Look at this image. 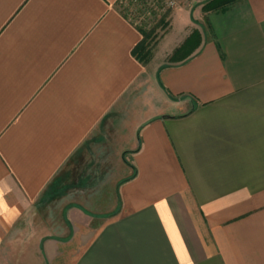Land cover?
I'll return each instance as SVG.
<instances>
[{
    "label": "crops",
    "instance_id": "1",
    "mask_svg": "<svg viewBox=\"0 0 264 264\" xmlns=\"http://www.w3.org/2000/svg\"><path fill=\"white\" fill-rule=\"evenodd\" d=\"M118 1L0 0V264H264V0Z\"/></svg>",
    "mask_w": 264,
    "mask_h": 264
},
{
    "label": "rangeland",
    "instance_id": "2",
    "mask_svg": "<svg viewBox=\"0 0 264 264\" xmlns=\"http://www.w3.org/2000/svg\"><path fill=\"white\" fill-rule=\"evenodd\" d=\"M157 1H162V10L160 11H157L154 7V3ZM207 1L208 0H119L115 7L122 15H125L129 22L136 28L140 27L145 30H151L155 27L157 21L168 13H170L168 19L177 11L186 13L191 12L192 18V16L200 12V6ZM175 32H177L176 25H174L173 31L169 33L170 39ZM156 33L160 34V30H157ZM127 162L128 160L126 158L123 159V166H128ZM119 175L123 177L121 173Z\"/></svg>",
    "mask_w": 264,
    "mask_h": 264
},
{
    "label": "trees",
    "instance_id": "3",
    "mask_svg": "<svg viewBox=\"0 0 264 264\" xmlns=\"http://www.w3.org/2000/svg\"><path fill=\"white\" fill-rule=\"evenodd\" d=\"M238 0H208L204 4L200 6V11L204 14L208 13H218L223 12L226 9H228L231 5H233ZM154 7L157 11L162 10V1H157L154 3ZM167 13V12H166ZM122 14V13H121ZM169 14H166V16H162L157 23L155 24V27L151 30H145L143 28H136L138 33L141 36L140 42L134 47L132 50V57L140 64L145 65L150 61L152 58V52L154 47L157 45L159 40L163 37L165 32L168 29L169 26ZM165 15V14H164ZM124 18L127 19L125 15H123ZM164 17V18H163ZM160 30V34H157L156 31ZM189 39H187L182 46H180L177 50H175L172 55L168 58V62H173V60L176 58L177 54L185 48L187 45V42Z\"/></svg>",
    "mask_w": 264,
    "mask_h": 264
}]
</instances>
